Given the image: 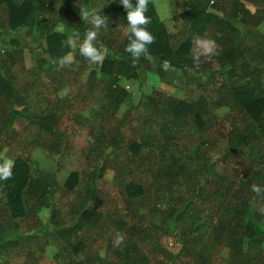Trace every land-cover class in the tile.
I'll use <instances>...</instances> for the list:
<instances>
[{
	"label": "trees",
	"instance_id": "16d2710c",
	"mask_svg": "<svg viewBox=\"0 0 264 264\" xmlns=\"http://www.w3.org/2000/svg\"><path fill=\"white\" fill-rule=\"evenodd\" d=\"M180 1L183 26L170 33L149 0L148 31L156 39L151 60L142 56L134 65L120 0H0V35L25 29L39 48L31 68L18 38L0 55V163L14 162L12 178L0 179V258L40 264L54 245V264H216L225 248L226 264H264V192L251 190L264 189V42L238 37L236 27L250 34L264 24V0ZM85 11L107 20L96 43L107 49L102 64L90 66L79 48L63 43L73 33L82 42L92 28ZM61 24L69 33L56 30ZM197 37L218 46L199 66ZM70 51L75 63L59 69L54 61ZM142 75L173 87L187 80L193 98L152 88L117 119L130 97L121 81L141 85ZM66 88L76 95L60 97ZM220 108L228 109L222 118ZM17 140L26 152L40 147L70 160L57 200L55 175L32 177L26 154L5 156ZM43 209L49 227L40 220ZM117 234L123 243L114 247Z\"/></svg>",
	"mask_w": 264,
	"mask_h": 264
},
{
	"label": "rangeland",
	"instance_id": "374dc122",
	"mask_svg": "<svg viewBox=\"0 0 264 264\" xmlns=\"http://www.w3.org/2000/svg\"><path fill=\"white\" fill-rule=\"evenodd\" d=\"M106 1L112 2L115 0H106ZM154 1L157 2L159 0H154ZM166 1H167L168 8L170 10V14H171L170 19L164 23V25L166 24L165 25L166 30L168 32L180 31L182 29L183 23L179 19V13L183 12L186 9V4L180 0H166ZM161 5L162 4H159L158 7H160ZM166 12H168V11H166ZM162 15H164V14H162ZM164 16H167V15L165 14ZM236 27L239 31L238 37L242 38L244 36H254V38L257 39L259 42H264V24H262L261 26L256 28L255 31L253 30V32H251L250 34H248L249 33L248 27H246L240 23H236ZM57 28H61V29H63V32L69 33V27L66 24L58 25V26H56V29ZM39 31H40L39 27L35 28L33 31L34 35L37 36V38H39ZM122 33H123V35H125V31H123ZM13 37L18 38L19 41L24 46L26 45L23 48L24 66H26L27 68H31V67L36 66V64H37L36 52L39 53V48L37 46V43L31 44L30 41L26 40L25 29L19 30L13 34L1 32V35H0V55H4V53L7 52V50L11 48V44H10L9 40ZM250 42H253V41H250ZM35 45L37 48L34 47ZM16 75H19V76H17L16 81H18V83L22 84L25 81V75L23 73L18 74V71H17ZM143 75L141 76V80H142L141 85H139L138 81H134V80L133 81L132 80H130V81L122 80L121 81V85L127 91H129L130 97L127 98L126 103L119 108L117 115H116L117 119H122L124 117L125 111L130 106L134 105V103H136V101L140 97L141 92L149 93L152 88L154 90L162 92V93H164L170 97L176 98V99L193 98V96H192L193 92L192 91L194 89H193V86L187 82V80H184V81H182V84H180L176 87H173V86L166 85V84L160 82L155 76L147 75L146 78H144ZM261 83H262L263 88H264V75H262ZM210 86L211 85H209V89H210ZM71 93L74 94L73 96H75L76 90L71 92L70 88L69 89L66 88L60 93L59 96L63 97L64 95H68ZM78 100L82 101L81 97L80 98L77 97V101L73 99V102H72V103H74V109L72 110V112H74V113H77V111H79V109H81ZM51 102H54V100H52ZM67 112L68 111H65V114H63L62 118L69 113V112L68 113ZM227 113H228L227 108H220L215 112V115L218 118H222ZM29 133L30 132H24V131L21 132L22 135H27V134L29 135ZM75 146L76 147L78 146L77 142H76ZM22 153H23V155L26 154L28 156L32 177L43 178L45 176L55 175V180L57 183L56 184L57 185L56 186L57 187L56 188L57 193H56L55 199L57 200L59 195L61 194L63 183L68 176L67 165L70 164V160L62 158V161H61L60 160L61 158L57 155L54 157H51L46 153V151L43 148H40V147L30 148L28 150V152H26L24 150V148H22L21 143L18 140H17L16 144L14 142V144H11L10 146H8V149L5 151V156L7 158L11 159L12 157L14 158L16 155H19ZM63 162H64V164H63ZM113 176H114V173L111 171H108L105 175L106 181H108V182L112 181ZM135 179H137V177ZM49 214L50 213H49L48 209H43L39 214L40 220L42 221V223L44 224L45 227H49L47 225ZM19 230L21 232L25 231V225L20 223V229ZM38 235H41V233ZM166 242H167L168 247H170V245L173 243L171 238L167 239ZM44 252H45V259L46 260L40 262V264H54L52 258L55 256V254L57 252V248L54 245H49L45 248ZM99 255L101 257H104V253L102 251L100 252ZM227 255H228L227 249L222 248L221 251L216 255V260H215L216 264H226ZM79 257L83 258L82 256H79ZM5 261L8 264H23L25 262V258L22 256H17V255L9 257L8 259H6L5 257L0 258V262L4 263Z\"/></svg>",
	"mask_w": 264,
	"mask_h": 264
},
{
	"label": "clouds",
	"instance_id": "9594fccd",
	"mask_svg": "<svg viewBox=\"0 0 264 264\" xmlns=\"http://www.w3.org/2000/svg\"><path fill=\"white\" fill-rule=\"evenodd\" d=\"M123 8L127 12V29L126 34L129 35L130 40L128 45L125 47V52L129 53L133 58V64L137 63L139 59L143 56L146 59L151 60L149 54V46L155 43V37L148 31V25L151 23V18L146 15L148 12L149 0H135L133 4L132 0H120ZM89 23L92 25L84 36L82 42H79V33H73L69 35L63 43L65 46L72 50L79 48L80 55H82L88 64L96 65L102 64L106 58L107 49L103 44L98 48L96 43L99 38L101 28H107V20L105 16H101L95 13L84 12L83 18H89ZM58 32H62L63 29L57 28ZM195 54L194 60L199 66L200 57L214 55L216 53L217 45L214 41L195 38L194 39ZM59 69L66 67H71L75 63L73 52L70 51L63 57L59 58L58 61H54ZM164 71L171 70V62L165 60L162 64ZM14 167V162L11 160H5L0 163V179L9 180L12 178V169ZM251 190L260 195L264 192V189L253 184ZM114 247H119L123 243V237L117 234L114 240Z\"/></svg>",
	"mask_w": 264,
	"mask_h": 264
},
{
	"label": "crops",
	"instance_id": "0c3cea01",
	"mask_svg": "<svg viewBox=\"0 0 264 264\" xmlns=\"http://www.w3.org/2000/svg\"><path fill=\"white\" fill-rule=\"evenodd\" d=\"M152 2L154 4V6H155V9H156V12L158 14L159 19L163 23L167 22L170 19V17H171L170 10H169L168 5H167V1L166 0H159V1L156 2V1L152 0ZM159 4H162V5L160 7H158ZM166 11H168L169 13L166 12ZM162 14H164V15L166 14L167 16H164ZM177 32L178 31H176V32L174 31V32H170V33H177Z\"/></svg>",
	"mask_w": 264,
	"mask_h": 264
}]
</instances>
